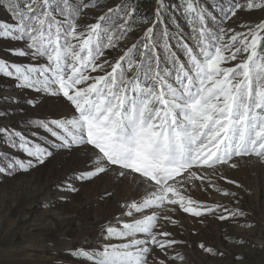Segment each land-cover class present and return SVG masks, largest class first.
<instances>
[{
	"label": "snow or ice",
	"instance_id": "1",
	"mask_svg": "<svg viewBox=\"0 0 264 264\" xmlns=\"http://www.w3.org/2000/svg\"><path fill=\"white\" fill-rule=\"evenodd\" d=\"M0 8L9 17L0 20V76L67 109L21 120L27 131L0 125V138L22 154L0 157V175L75 153L83 164L79 182L107 178L112 191L104 198L117 188L130 193L117 200L97 244L65 255L85 264H184L179 249L187 241L177 235L186 227H253L240 223L250 218L241 193H251L229 173L264 165V18L241 22L242 31L234 25L240 13L264 12V0H156L151 16L135 0L106 11L101 0H0ZM85 10L100 12L94 23H78ZM138 24L147 27L128 45ZM109 52L120 54L113 60ZM15 111L0 110V118ZM65 242L57 235L50 244Z\"/></svg>",
	"mask_w": 264,
	"mask_h": 264
},
{
	"label": "rangeland",
	"instance_id": "2",
	"mask_svg": "<svg viewBox=\"0 0 264 264\" xmlns=\"http://www.w3.org/2000/svg\"><path fill=\"white\" fill-rule=\"evenodd\" d=\"M120 2L121 0H101L105 11L107 7ZM146 2L149 8L143 10L147 12L146 15L151 16L156 0ZM166 2L172 3L174 0ZM85 11L87 16L78 21L81 25L94 23L100 14L98 10ZM261 18H264V12L259 10L240 13L234 26L237 31H242L239 28L241 22L256 23ZM8 19L7 13L0 8V20ZM135 27L136 30L129 34L128 45L142 34L140 29L147 25L138 24ZM120 47H125V44L122 43ZM108 54L114 60L120 53ZM2 55L4 53L0 52V56ZM18 62L26 61L21 58ZM3 96L19 97L21 101L26 98L37 99L35 108L23 102L14 104L0 99V110H17L7 118H0V125L21 131L28 130L27 124L21 123V120L53 117L67 110L62 100L40 96L30 90H18L14 87L13 80L0 76V97ZM19 109H23V112ZM4 155L22 154L7 147L3 138H0V157ZM3 163L4 159H0V164ZM82 167L83 164L75 153L60 152L45 165L28 173L11 177L0 175V264H85L82 259L65 255L64 249L97 244L101 225L118 211L117 200H123L130 193L117 188L111 198H104L106 191H112L108 179L81 183L76 176ZM229 175L251 193H241L242 207L250 213V218L247 221L242 219L240 223H250L253 227L230 228L227 224L214 222L207 228H194L191 232L186 227L182 235H177L178 239L187 241V246L179 249L186 257L184 264H235L237 256L242 257V264H264V165L247 164ZM66 185L74 186L79 191L70 193L62 190ZM60 197L67 199L64 201ZM194 198L208 199L200 194H194ZM191 223V220H185L186 225ZM169 230L174 231L171 227ZM57 235L66 242L53 247L50 241ZM85 237L88 238L87 245L83 243ZM240 240L243 241L242 244L237 243ZM201 243L224 251L227 255L212 257L199 248Z\"/></svg>",
	"mask_w": 264,
	"mask_h": 264
},
{
	"label": "trees",
	"instance_id": "3",
	"mask_svg": "<svg viewBox=\"0 0 264 264\" xmlns=\"http://www.w3.org/2000/svg\"><path fill=\"white\" fill-rule=\"evenodd\" d=\"M5 2H6V0H5ZM135 5H136V7L138 8V10H139V13H142V14H146L147 12H144V10L143 9H148L149 7H148V5H147V2H146V0H135ZM143 11V12H142ZM147 11V10H146Z\"/></svg>",
	"mask_w": 264,
	"mask_h": 264
}]
</instances>
